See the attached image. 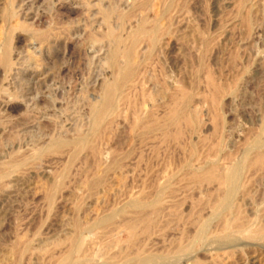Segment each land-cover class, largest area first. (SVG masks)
<instances>
[{
	"label": "rangeland",
	"instance_id": "374dc122",
	"mask_svg": "<svg viewBox=\"0 0 264 264\" xmlns=\"http://www.w3.org/2000/svg\"><path fill=\"white\" fill-rule=\"evenodd\" d=\"M0 264H264V0H0Z\"/></svg>",
	"mask_w": 264,
	"mask_h": 264
},
{
	"label": "bare ground",
	"instance_id": "6f19581e",
	"mask_svg": "<svg viewBox=\"0 0 264 264\" xmlns=\"http://www.w3.org/2000/svg\"><path fill=\"white\" fill-rule=\"evenodd\" d=\"M153 28H154V27H153ZM156 30H157V29H156ZM143 31H146V30H143ZM149 32L152 33V32H151V29H150ZM148 34H149V33H148ZM148 34H147V35H148ZM111 36H112V35H111ZM114 36H115V35H114ZM150 36L153 37L154 34H153V36H152V35H150ZM112 37H113V36H112ZM115 37H116V36H115ZM116 38H117V37H116ZM118 38H120V37H118ZM113 39H114V37H113ZM117 40H118V39H117ZM133 40H134V39H133ZM152 40H153V39H152ZM115 41H116V39H115ZM117 42H118V41H117ZM132 42H133V41H132ZM119 43H120V42H119ZM119 43H118V46H119ZM113 44H114V43H113ZM130 47H131V46H130ZM118 48H119V47H117V49H118ZM113 49H115V46L113 47ZM130 50H131V49H130ZM130 50H129V54L131 53ZM113 51H114V50H112L111 52H113ZM118 51H120V50L118 49ZM118 51H117V52H118ZM131 51H132V50H131ZM117 52H115V53H117ZM115 53L113 52V54L111 53V55H112V56H117V55H119V53H118L117 55H115ZM123 53H124V52H123ZM125 53H128V51L125 52ZM91 54H92V53H91ZM120 55H121V54H120ZM123 55H125V54H123ZM123 55H122V56H123ZM112 56H111V57H112ZM111 57H110V59H111ZM124 57H128V58H127V61L130 62V60H129V59H130V58H129V55H128V56H124ZM114 58H115V57H114ZM114 58H112V59H114ZM124 59H125V58H124ZM115 60H117V58H115ZM115 60H114V61H115ZM124 61H125V60H123V63H124ZM127 61H126V62H127ZM117 62H119V61H115V63H117ZM129 62H128V63H129ZM110 64H111V63H110ZM118 64H119V63H118ZM126 64H127V63H126ZM130 64H131V63H129V65H130ZM115 65H116V64H115ZM112 66H113V64H112ZM126 66H128V64H127ZM126 66H123V67H126ZM131 66H132V65H131ZM116 67H117V66H115V69H116ZM119 67H120V69H121V68H122V65L119 66ZM119 67H117V68H119ZM129 67H130V66H129ZM127 68H128V67H127ZM122 69H123V68H122ZM124 69H125V68H124ZM116 70H117V69H116ZM126 70H127V69H125V71H126ZM125 71H124V72H125ZM122 72H123V71H121V75H122ZM117 75H120V73H117ZM121 75H120V76H121ZM125 76H126V75H125ZM123 77H124V75H123ZM121 79H122V78H121ZM117 80H118V79H117ZM119 81H120V79H119ZM117 82H118V81H117ZM125 82H126V80H125ZM120 83H122V82H120ZM112 84H113V83H112ZM106 85H107V84L104 85L105 89H106ZM108 85H111V84H108ZM114 85H115V84H114ZM108 87H109V86H108ZM111 87H112V85H111ZM109 88H110V87H109ZM122 88H123V87H122ZM105 89H104V91H106ZM118 90H120V89H118ZM118 90H117V91H118ZM113 91H115V90H113ZM105 94H106L107 99H110V98H111V95H112L113 93H112V90H111V89L108 90L107 92L103 93V97H104L103 99L106 98V97L104 96ZM113 95H115V94H113ZM117 96H118V95H117ZM114 98H115V97H114ZM107 99H106V100H107ZM112 100H115V99H112ZM103 101H104V100H103ZM103 101H102V103H103ZM104 102H105V101H104ZM114 102H115V101H114ZM107 103H108V101H107ZM112 104H113V101H112ZM102 105H103V104H102ZM104 105H107V104H104ZM98 106H100V105H98ZM98 106H97V107H98ZM95 107H96V106H95ZM95 107H93V109H94ZM100 108H101V107H100ZM100 108L98 107V109H100ZM106 109H107V108H106ZM100 110H101V109H100ZM103 111H104V110H103ZM104 112H105V111H104ZM95 114H96V112H95ZM97 114H98V113H97ZM99 114H100V113H99ZM99 114H98V115H99ZM101 114H102V112H101ZM106 115H107V114H106ZM95 116H96V115H95ZM93 117H94V115H93ZM93 117H92V119L95 118V117H94V118H93ZM98 117H99V116H98ZM101 117H102V115H101ZM103 117H105V116H103ZM103 117H102V118H103ZM96 118H97V116H96ZM99 119H101V118H99ZM99 119H97V121H98ZM95 120H96V119H95ZM95 120H94V121H95ZM98 123H99V122H98ZM95 124H96V123H95ZM258 141H259V140H258ZM82 142H83V141H82ZM230 169H231V168H230ZM228 172H229V171H228ZM217 173H218V172H217ZM226 173H227V172H226ZM226 173H225V174H226ZM232 173H233V172H232ZM212 174H213V173H212ZM234 174H235V173H234ZM221 176H222V175H221ZM234 176L236 177L237 175H234ZM207 177H208V176H207ZM217 177H218V176H217ZM219 177H220V175H219ZM220 180H221V179H220ZM236 180H237V179H236ZM222 182L225 183V185H226V184H227V185H230V183L232 182V176H231V174L229 173V174L224 175V176L222 177ZM234 182H235V179H234ZM233 184H234V183H233ZM230 186H232V185H230ZM230 186H229L228 188H230ZM233 186H234V185H233ZM225 188H227V187L225 186ZM221 200H223V199L221 198ZM223 201H224V200H223ZM225 201H226V200H225ZM225 201H224V202H225ZM220 205H223V204L221 203ZM151 258H153V256H150V260H149V261H151ZM143 259H144V258H143ZM155 259H156V257H155ZM155 259H154V260H155ZM140 260H141V259H140ZM145 260H148V259H145ZM154 260H153V261H154ZM142 262H143V261H142ZM144 262H145V261H144ZM145 263H146V262H145ZM147 263H149V262H147Z\"/></svg>",
	"mask_w": 264,
	"mask_h": 264
}]
</instances>
